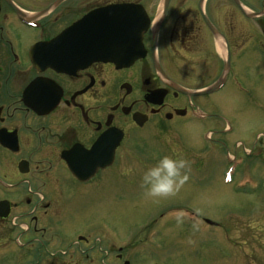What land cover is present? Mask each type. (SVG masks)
I'll use <instances>...</instances> for the list:
<instances>
[{
    "label": "flooded vegetation",
    "instance_id": "flooded-vegetation-1",
    "mask_svg": "<svg viewBox=\"0 0 264 264\" xmlns=\"http://www.w3.org/2000/svg\"><path fill=\"white\" fill-rule=\"evenodd\" d=\"M67 1L0 0V190L8 196L0 201L8 202L9 214L14 208L29 210L18 214L27 223L19 238L30 229L37 231L40 217L54 209L53 198L49 201L53 194L100 186L102 176L114 168L126 146L134 144L130 141L134 132L152 122L208 123L212 115L191 96H212L230 89L240 94L245 90L241 64H264V15L249 17L233 0H213L212 7L209 0H168L163 14L159 0L153 15L144 5L147 0ZM189 2L195 19L189 13L178 17L180 7ZM220 2H232L235 8H221ZM122 3L141 5L149 21L132 61L127 51L132 43L128 28L117 34L124 48L121 61L127 60L126 65L102 60L84 63L78 30L61 40L60 35L88 12ZM263 8L261 4L252 12ZM248 19L258 20L254 28L246 24ZM197 20L210 35L211 45L218 47L221 65L217 78L201 88L180 80L181 64L193 59L185 48L194 44L190 26ZM174 37L184 51L176 49V56ZM55 38L58 42L49 44ZM206 58L210 59L209 50ZM207 88L205 94L189 95ZM179 97L186 104L177 105ZM102 135L105 143L97 146L98 153H91ZM110 152L113 163L87 181L77 179L69 166L80 167L93 156L106 159Z\"/></svg>",
    "mask_w": 264,
    "mask_h": 264
},
{
    "label": "rangeland",
    "instance_id": "rangeland-1",
    "mask_svg": "<svg viewBox=\"0 0 264 264\" xmlns=\"http://www.w3.org/2000/svg\"><path fill=\"white\" fill-rule=\"evenodd\" d=\"M158 1H144L150 15ZM243 2L248 12L264 4ZM220 3L221 8H235L232 2ZM192 6L180 7L178 17L189 13L195 19ZM231 19L237 22L232 13ZM256 21L246 24L254 28ZM193 29L194 44L185 48L193 59L181 64L180 80L201 88L219 75L220 51L199 20L191 24ZM181 48L174 37L175 56ZM255 63L241 64L245 90L240 94L230 89L191 96L212 115L208 123L152 122L131 135L134 144L126 146L100 186L53 194L49 201L53 198L55 210L40 217L37 231L30 229L19 238L27 223L18 214L29 210L12 209L0 220V264H264V64ZM172 69L176 72L175 65ZM175 103L186 104V99ZM164 154L187 159L188 178L175 195L148 198L140 175ZM3 197L8 198L0 190ZM178 213H183L181 225L176 223Z\"/></svg>",
    "mask_w": 264,
    "mask_h": 264
},
{
    "label": "water",
    "instance_id": "water-1",
    "mask_svg": "<svg viewBox=\"0 0 264 264\" xmlns=\"http://www.w3.org/2000/svg\"><path fill=\"white\" fill-rule=\"evenodd\" d=\"M239 8H241L249 17H255L264 15V8L260 12H248L238 0H233ZM168 0H162V6L160 13L163 14L166 10ZM207 25L211 28L210 23ZM128 24V25H127ZM148 26V19L143 8L136 4H112L104 7L96 8L86 15H84L78 22L73 24L65 33L60 35L61 40L67 33L69 34L73 30H78L81 36L78 38L81 41L79 49L83 52L85 60L84 63H89L94 60H102L113 62L116 65H126L127 60L121 61L124 48L119 43L117 34L122 32L125 28H128V32L131 34L132 43L127 47V51L130 52L128 58L132 61L137 57V51L141 48L140 39L142 33ZM67 36V35H66ZM59 40V41H61ZM58 42L55 38L51 43ZM68 48L65 47V50ZM77 50L76 48H73ZM210 88L202 90L201 92L190 93L205 94ZM184 91V90H183ZM185 92V91H184ZM119 138V137H118ZM105 136H101L96 144L92 147L91 153H98L97 146L105 143ZM116 143V142H115ZM112 162L111 152L106 159H98L95 156L87 158L85 164L79 166H69L72 169L73 174L80 180H87L90 178L99 168L103 169L110 165ZM9 205L7 201H0V218H4L8 215ZM210 225L216 223L208 219L204 220Z\"/></svg>",
    "mask_w": 264,
    "mask_h": 264
},
{
    "label": "clouds",
    "instance_id": "clouds-1",
    "mask_svg": "<svg viewBox=\"0 0 264 264\" xmlns=\"http://www.w3.org/2000/svg\"><path fill=\"white\" fill-rule=\"evenodd\" d=\"M189 166V161L180 155H160L154 163L143 169L139 181L140 188L148 198L162 199L173 196L187 180ZM176 223H183V213L177 214Z\"/></svg>",
    "mask_w": 264,
    "mask_h": 264
},
{
    "label": "bare ground",
    "instance_id": "bare-ground-1",
    "mask_svg": "<svg viewBox=\"0 0 264 264\" xmlns=\"http://www.w3.org/2000/svg\"><path fill=\"white\" fill-rule=\"evenodd\" d=\"M115 165H116V164H114V166H113V167H115Z\"/></svg>",
    "mask_w": 264,
    "mask_h": 264
}]
</instances>
